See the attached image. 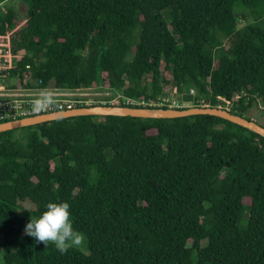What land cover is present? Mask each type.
I'll use <instances>...</instances> for the list:
<instances>
[{
    "label": "trees",
    "instance_id": "16d2710c",
    "mask_svg": "<svg viewBox=\"0 0 264 264\" xmlns=\"http://www.w3.org/2000/svg\"><path fill=\"white\" fill-rule=\"evenodd\" d=\"M25 1L21 25L0 7L12 87L156 99L175 86L189 102L237 95L230 111L249 119L264 107V0ZM61 201L87 253L25 233ZM0 236L2 264H264V136L210 114H87L2 131Z\"/></svg>",
    "mask_w": 264,
    "mask_h": 264
},
{
    "label": "built area",
    "instance_id": "2783aa9c",
    "mask_svg": "<svg viewBox=\"0 0 264 264\" xmlns=\"http://www.w3.org/2000/svg\"><path fill=\"white\" fill-rule=\"evenodd\" d=\"M3 1H0V7ZM12 59L9 49L0 51V122L32 116L40 113H48L58 110L71 109L75 107L92 105H123L129 107H149V108H185L188 106H217L230 110L231 105L237 98H226L217 95L216 105H211L205 98L201 97L195 101H186L180 97L177 88L171 87L167 93H163L154 98L130 97L121 91L113 90L110 87L88 86L75 88H42L53 94L55 104L41 112L32 110V101L39 95V88L22 89L12 87L13 78L10 75ZM14 88V91H10ZM189 93L195 95V90L190 89Z\"/></svg>",
    "mask_w": 264,
    "mask_h": 264
},
{
    "label": "water",
    "instance_id": "95a60500",
    "mask_svg": "<svg viewBox=\"0 0 264 264\" xmlns=\"http://www.w3.org/2000/svg\"><path fill=\"white\" fill-rule=\"evenodd\" d=\"M130 115L138 117H181L193 114H210L222 117L264 136V126L254 119L232 113L229 109L217 106H188L185 108H149L123 105H92L40 113L32 116L0 122V132L27 125H34L57 118L76 115Z\"/></svg>",
    "mask_w": 264,
    "mask_h": 264
},
{
    "label": "clouds",
    "instance_id": "9594fccd",
    "mask_svg": "<svg viewBox=\"0 0 264 264\" xmlns=\"http://www.w3.org/2000/svg\"><path fill=\"white\" fill-rule=\"evenodd\" d=\"M34 112H41L55 104L53 94L40 90L39 95L31 102ZM70 204L66 201L48 202L45 211L25 225V233L37 243L46 245L51 242L63 254L73 246H81L84 234L73 227Z\"/></svg>",
    "mask_w": 264,
    "mask_h": 264
},
{
    "label": "rangeland",
    "instance_id": "374dc122",
    "mask_svg": "<svg viewBox=\"0 0 264 264\" xmlns=\"http://www.w3.org/2000/svg\"><path fill=\"white\" fill-rule=\"evenodd\" d=\"M5 7L6 6H13L14 9L16 10L17 14H18V23L19 25H21L23 23V21L25 20V16H26V12H27V7H28V2H26L25 0H8L6 1L5 3ZM3 4V5H4ZM248 9L246 8H242V7H238L237 8V13L239 15L241 14H245L246 15V19L247 20H251V17H248ZM243 17H240V26L243 25V21H242ZM15 79L14 78L12 81L15 82ZM103 87V86H102ZM106 87V86H104ZM171 89V87H167L166 90L169 91ZM259 105V104H258ZM258 105H255V106H252L248 111H247V115L252 117V119L258 121L259 123H264V107H261V106H258ZM24 205L26 207H30L32 204L30 201H25L24 202ZM0 239H1V236H0ZM190 243V241H189ZM73 249H76L82 253H87V247H86V243H85V239L82 243L81 246H73L71 247ZM3 261L1 260L0 258V264H2Z\"/></svg>",
    "mask_w": 264,
    "mask_h": 264
},
{
    "label": "crops",
    "instance_id": "0c3cea01",
    "mask_svg": "<svg viewBox=\"0 0 264 264\" xmlns=\"http://www.w3.org/2000/svg\"><path fill=\"white\" fill-rule=\"evenodd\" d=\"M11 83H13V81L11 82ZM50 87H54L53 86V82H51L48 86H47V88H50ZM11 90L10 91H14V88L12 89L11 87H9Z\"/></svg>",
    "mask_w": 264,
    "mask_h": 264
}]
</instances>
